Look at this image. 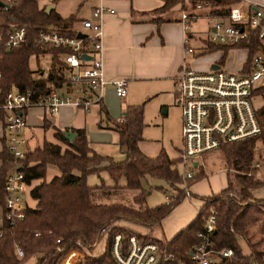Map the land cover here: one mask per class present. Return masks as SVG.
<instances>
[{
    "label": "trees",
    "instance_id": "trees-1",
    "mask_svg": "<svg viewBox=\"0 0 264 264\" xmlns=\"http://www.w3.org/2000/svg\"><path fill=\"white\" fill-rule=\"evenodd\" d=\"M177 1L162 0V5L155 11L165 12ZM209 1L213 4H229L232 0ZM44 8L45 6L38 5V0H12L8 8L0 9V20L18 23L27 28L24 43L3 53L0 59V87L3 91L10 87L24 89L42 87L45 83H52V86L57 87L62 84L55 78L53 68L43 79L34 78L28 66L29 57H37L40 52V47L36 44L37 30L52 24L66 26L73 20L71 15L61 18L53 9L45 13ZM243 45L237 47L242 48ZM205 49L216 50L218 47L206 44ZM222 49L225 53L229 47ZM255 49L256 43L253 42L245 61ZM52 53L55 55V50ZM223 56L219 59L220 62ZM123 111L122 124L111 126L117 133V144L124 147L123 159L120 161L95 153L89 147L83 128H71L70 131L74 133L71 140L63 136L65 130L53 128L54 142L44 140L41 145L25 152L22 171L26 184L39 180L29 190L35 203L32 207L24 205L23 220L0 238V264H25L30 259L31 264H59L72 248H93L102 231H106L102 252L97 256L85 257L82 264H115L110 253L112 236L120 233L124 244L131 234L120 229L116 222L128 221L150 232V228L159 226L161 220L183 198L184 187L202 176L199 171L194 177L183 181L175 168L178 158H169L163 150L154 157L145 156L138 147L143 127L142 106H125ZM100 112L108 118L106 109L101 104ZM256 117L260 127L257 136L223 142L217 148L227 169V186L217 194L200 197L202 204L194 217L170 239L160 240L145 235L138 236L140 241H152L165 246L174 262L184 261L187 251L198 241L197 233L201 231L203 218L212 209L215 213L214 230L210 235L213 248L232 250V254L222 257L219 263L264 264V254L253 248L245 231L247 226L264 220V198L252 195L254 189L264 185V102L256 110ZM256 141L260 143V147H256ZM0 157L3 160L0 166L2 197L9 161L4 150L0 152ZM48 164L54 165L59 174L44 181L42 178ZM100 169L105 170L114 181V185L110 187L101 185L105 192L133 190L135 194L131 200L135 205L145 203L146 191L141 186V180L145 176L160 179L173 187L174 196L159 205L144 206L141 209L122 203H93L90 200L92 189L86 183V176ZM74 170L78 174H74ZM258 172L260 176L257 175ZM122 176L125 183L118 185L117 181ZM176 184H183L184 187L176 188ZM263 228L264 223L248 227L247 230L253 235L260 234ZM237 239L244 241L247 253L241 252ZM16 245L22 250L20 257L15 254Z\"/></svg>",
    "mask_w": 264,
    "mask_h": 264
},
{
    "label": "built area",
    "instance_id": "built-area-1",
    "mask_svg": "<svg viewBox=\"0 0 264 264\" xmlns=\"http://www.w3.org/2000/svg\"><path fill=\"white\" fill-rule=\"evenodd\" d=\"M0 2V9H6L12 0ZM176 4H179L178 22L184 34L190 31L191 23L196 19L211 18L215 20L205 31L207 44L229 47L230 50L241 49L246 52L247 58L251 43H256L254 52L235 72L222 69L218 63H215L218 65L216 69L207 70H197L184 63L177 71L172 92L180 114L178 163L181 165L180 177L185 181L192 177L190 171H185L186 166L196 168L203 154L217 150L223 142H235L260 133L257 109L253 107L252 99L261 96L264 91V0H232L229 4L178 0ZM113 12L102 5V0H98L91 17L79 21V29L49 25L37 30L38 55H50V69H54L55 78L62 83L60 86L45 83L42 87H10L6 91L0 87L1 136L9 161L0 197V238L24 218L23 201L27 184L22 171L25 150L20 133L26 125V112L32 106H39L48 114L55 115L63 105L86 110L92 100L99 101L106 83L101 57L102 16ZM77 32L83 37H77ZM26 35L24 25L0 20V59L3 53L24 43ZM186 35L184 53L194 54ZM240 44H244L242 48L237 47ZM54 50L55 55L52 53ZM80 55L88 58L82 60ZM111 84L117 97H125L123 78L115 79ZM184 191L188 197L186 186ZM165 199L170 200L167 195ZM214 222L215 213L211 209L203 218L201 231L197 233L198 241L187 251L184 261L174 262L165 246L140 241L136 233H131L124 244L122 235L114 234L110 253L115 264H220L222 257L230 256L232 250L213 248L210 235ZM101 235L105 241L106 231H102ZM7 237L10 238V235ZM78 250L70 249L60 264L67 258H70V264H82L83 258H79ZM15 254L22 256L18 245L15 246Z\"/></svg>",
    "mask_w": 264,
    "mask_h": 264
},
{
    "label": "rangeland",
    "instance_id": "rangeland-1",
    "mask_svg": "<svg viewBox=\"0 0 264 264\" xmlns=\"http://www.w3.org/2000/svg\"><path fill=\"white\" fill-rule=\"evenodd\" d=\"M93 0H56L55 2H51V0H38L39 6H47L49 4H53L54 11L60 15L61 17H67L72 14L78 18H90L89 12L91 10V3ZM104 7L111 8L113 11L115 10L112 7L106 6L103 2ZM179 4L175 6H171L167 9V14L170 12L178 13ZM215 19H198L195 22L191 23L193 30H198L200 38L195 40H191L190 46L194 48V54H186L183 50L184 63H187L189 66L201 69V68H209V64L213 61H217L221 58L222 53L219 52V49L216 50H206L201 49L202 39H205V31ZM219 50V51H217ZM245 57V52L243 50H232L231 52L226 53L222 58V69L235 72L238 70L239 65L242 63ZM196 59V61H195ZM152 63L157 66L161 60L156 59L154 56L151 57ZM158 63V64H157ZM183 63V64H184ZM182 64V65H183ZM198 65V66H197ZM28 66L32 71V75L34 78H43L45 79L48 75L51 61L50 55L44 53L42 55H38L35 57L34 55L30 56L28 59ZM178 71V70H177ZM121 78V77H119ZM118 79V78H117ZM124 79V78H123ZM167 82V81H166ZM164 80L161 79H153L144 81L142 85H145V89H137L135 85L132 86V90L128 91L127 98L129 100H133L135 104H141L143 107V142L142 148H144V152L147 156L153 157L158 152V149L162 146L167 155L171 158L177 157L179 155L178 150L181 147L180 142V114L177 106L175 105V98L170 92V85L166 84ZM129 87V84H128ZM127 90V85H126ZM104 89L101 91V97L103 95ZM127 101L118 100L116 97L108 100V106L116 110L114 114L111 113L109 107H106L107 117L106 120L103 113H99L98 105L92 100L91 103L88 104L87 109H76L75 117L71 124H78L80 127L84 129L86 139L88 141L89 147L97 154L102 156H107L112 158L114 161H120L123 159V154L118 148L117 144V133L111 128L110 120H114L115 117L120 114V109L127 103ZM264 102V91L261 96L257 95L252 99V105L255 109H258L262 106ZM113 112V111H112ZM119 112V113H118ZM45 125V124H44ZM29 130H32L33 140H37L38 144L42 142V139L46 141L54 142V138L52 137V133L50 129H45L44 133H41L39 130H36L35 127H30ZM26 137V133L23 135ZM29 141L26 140V146H31L33 144H29ZM41 145V144H40ZM260 143L256 141V147H260ZM30 148V147H28ZM211 152V151H210ZM208 159L206 160L204 157L205 170L206 175L210 174H218L225 178V163L222 157V154L219 150H214L213 152L207 154ZM175 168L177 169L178 174H181V165L177 162ZM185 171H190L192 177L199 173L198 168L188 167L186 166ZM260 171V170H258ZM74 174H78L77 171H73ZM59 170L52 164H48L45 168V174L42 178L44 181H48L54 175H58ZM260 176V172L257 173ZM219 177V176H218ZM198 178L196 185L198 191H203L208 189V185L206 183L205 178ZM39 180H34L27 185L24 190V201L23 204L27 206H34V200L29 195L30 188L35 185ZM195 182V181H194ZM86 183L91 187L90 192V200L93 203H122L126 205H131L138 208H143L144 206L153 207L159 205L165 201V196L170 197L174 196L175 189L169 186L164 181L152 178L149 176H145L141 180V186L146 191L145 193V203L142 205H135L131 200V193L133 190H111L109 192H105V189L101 187L104 186H112L114 185V181L108 176L107 172L103 169L98 170L95 173H90L86 176ZM125 183L124 177H120L117 181L118 185H123ZM99 186V187H98ZM176 188H183V184H176ZM252 195L255 198H264V186L257 188V190L252 192ZM202 195H191L187 197L186 195L181 198L177 204L174 205L172 209H174L175 214H170L168 218H166V227L170 226L174 223L177 217H189L199 206L198 201L200 202V197ZM264 220L257 222L260 223ZM256 224V223H255ZM116 225L119 226L124 232L136 233L139 236L149 235L152 238L164 240L163 235L159 231V226H153L150 228V232L148 229L136 225L134 223L128 221H117ZM253 225V224H252ZM250 226V225H249ZM254 226V225H253ZM248 227V226H247ZM247 233L248 241L251 243L253 248L258 253H263L264 246L261 248L260 245L253 244L252 240L259 241V244H264V228L260 234H254V236L250 238L252 233H249L245 228ZM122 232V231H121ZM102 235H100L97 242H95L94 247L87 250L83 247H80L79 258H84L87 256H97L96 254L101 252L104 248V241L101 239ZM256 241V242H257ZM237 243L240 247L242 253H247V246L243 240L237 239ZM88 254V255H86ZM85 255V256H84ZM67 260V259H66ZM66 260L62 261L65 262ZM82 260V261H83ZM71 260H67L66 264H70ZM32 259L28 260L25 264H31ZM60 264V263H59Z\"/></svg>",
    "mask_w": 264,
    "mask_h": 264
},
{
    "label": "crops",
    "instance_id": "crops-1",
    "mask_svg": "<svg viewBox=\"0 0 264 264\" xmlns=\"http://www.w3.org/2000/svg\"><path fill=\"white\" fill-rule=\"evenodd\" d=\"M103 2L106 6L112 7L115 10L112 14L104 13L102 16L101 57H102L103 78L106 83L103 87L104 89L103 95L102 97H100L98 102H100V104L104 108H106L109 107L108 100L112 99L113 97H116L118 100L121 101H127L125 102L127 104H125L120 109V114H118L114 120H110L111 122L110 124L113 126V125L122 124L123 121L121 120L123 119V113H124L123 110L125 106H137V104H135V102L132 99L129 100V98H127L128 91L132 90L133 85H135L137 91L138 89L141 88L144 91L145 85H142L144 81L161 79L164 80L165 82L167 81L166 84L170 85V92L173 95L172 89H173L174 77L177 73V70H179L181 65L185 62L184 57L182 55L184 49V45H183L184 37L187 34L186 36L188 37L189 45H190L191 40L200 38L199 37L200 33L198 30L197 31L193 30V27L191 26L190 31L184 34L178 22L177 13L170 12L169 14L166 15L167 12L155 11V9L159 8L162 5L163 3L162 0H102V4ZM97 4H98V0H93V2L91 3V10L89 12L90 16L92 9ZM70 15L72 16V14ZM72 17L73 20L69 22L68 25L66 26L62 25V27H68L69 29H79L80 28L79 21L81 19H87L86 17L78 18V19L75 16ZM61 18H66V17H61ZM200 19H211V18H200ZM52 25H57V24H52ZM206 44L207 43L203 38L201 49L204 50ZM218 49L220 51L219 50L217 51L221 52L222 55H225L226 53L232 51L228 49L224 53L222 48L218 47ZM153 56L156 59L161 60L159 64L157 63L158 64L157 66H155L154 65L155 63H152L151 61V57ZM245 59H246V52H245L244 60ZM244 60L239 65L238 69L241 68V65L243 64ZM211 63L214 64L218 63L222 68L223 63L220 62V60L213 61ZM197 70H207V68H201ZM119 77L124 78L125 86L127 85L126 94L125 97L123 98H119L115 95L114 88L111 84L113 80ZM95 103L99 107L100 104H98L97 102ZM76 109H80V108H75L71 105H63L59 108L57 114L51 115L48 114L43 108L39 106L30 107L26 112V125L21 130L20 133V136L23 139V148L25 152L32 150L36 146H39L45 140L42 139V142L40 144H38L37 140H33L34 133L32 130H29L30 127H35L36 130H39L41 133H44L45 129H50L52 130L51 133H53V128H57L59 130H65V131H70L71 128H82L78 124L75 123L71 124L75 117ZM109 110H111L112 114L116 112V110L110 107ZM106 120H108V118H106ZM142 122H143V107H142ZM180 125H181V121H180ZM143 127H144V123H143ZM143 127L141 130V139L138 142V147L140 151L145 156H147V154L144 152L145 151L144 148H142V142H143L142 140L144 139L142 134ZM24 133H26V137L23 136ZM26 140L29 141V144H33V145L26 146ZM118 148L123 154L124 147L118 146ZM3 150H4V141L1 136V127H0V152H2ZM160 150L164 151L162 146L158 149V152ZM179 151L180 149L178 150V153ZM211 152L203 154L201 160L198 163V166L196 167L198 168L199 171L202 172V176L200 177V179L205 178L206 183L208 185V189L204 190L203 188V191L201 192L198 191L196 187L197 186L196 184L198 182L195 181L187 187V192L189 193L188 197H190L191 195H196V196L202 195L199 197H207L219 193L227 186L226 167H225V175H224L225 178L218 174L206 175V170L204 166L205 165L204 157L207 160L208 159L207 154ZM177 158L178 155L177 157L171 159H177ZM2 163L3 160L0 157V166ZM255 190H257V188L254 189L252 192L254 193ZM134 194L135 191L131 193V198ZM201 204H202V200H200V202L198 201L199 206L189 217H177L173 224L166 227L167 224L166 218H168L170 214H175L174 209H172L161 220L159 224V231L163 235L164 237L163 239L164 240L170 239L176 232H178L181 228H183L194 217L195 213L197 212ZM262 223H264V221L261 222V224ZM257 224L260 223H256L253 225H257ZM253 225H250L248 227H251ZM248 227H246V229ZM251 236H254V234L253 235L251 234L250 238ZM256 241L257 238H255V241L252 240L253 244H257L258 246L260 245L261 248L264 246V244L262 243L259 244L260 242L259 241L256 242Z\"/></svg>",
    "mask_w": 264,
    "mask_h": 264
},
{
    "label": "water",
    "instance_id": "water-1",
    "mask_svg": "<svg viewBox=\"0 0 264 264\" xmlns=\"http://www.w3.org/2000/svg\"><path fill=\"white\" fill-rule=\"evenodd\" d=\"M0 6H2V3H1V2H0ZM51 8H53V4H52V3L49 4V5H47V6H45V8H44V12H45V13H48L49 10H50ZM76 36L79 37V38H81V37H83V34L77 32V33H76ZM80 58H81L82 60H84V59H87L88 57L85 56V55H80ZM217 67H218V65H217V64H214V63H211V64L209 65V68H210V69H216ZM73 135H74V133H72V132H70V131H65V132L63 133V136H64L67 140H71V138L73 137ZM193 166H195V163H193Z\"/></svg>",
    "mask_w": 264,
    "mask_h": 264
}]
</instances>
